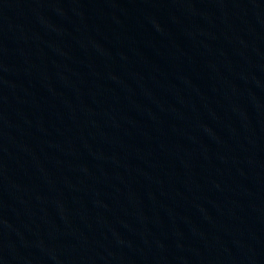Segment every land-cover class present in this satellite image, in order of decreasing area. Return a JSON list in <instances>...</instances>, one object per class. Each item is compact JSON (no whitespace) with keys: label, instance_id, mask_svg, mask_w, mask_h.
<instances>
[{"label":"water","instance_id":"obj_1","mask_svg":"<svg viewBox=\"0 0 264 264\" xmlns=\"http://www.w3.org/2000/svg\"><path fill=\"white\" fill-rule=\"evenodd\" d=\"M0 264H264V0H0Z\"/></svg>","mask_w":264,"mask_h":264}]
</instances>
